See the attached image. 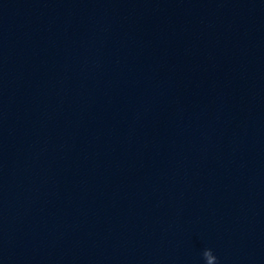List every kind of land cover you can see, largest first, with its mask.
Returning a JSON list of instances; mask_svg holds the SVG:
<instances>
[{
	"label": "clouds",
	"instance_id": "9594fccd",
	"mask_svg": "<svg viewBox=\"0 0 264 264\" xmlns=\"http://www.w3.org/2000/svg\"><path fill=\"white\" fill-rule=\"evenodd\" d=\"M207 251H211V249H205V250L203 251V254H202L203 257H204V253L207 252Z\"/></svg>",
	"mask_w": 264,
	"mask_h": 264
}]
</instances>
